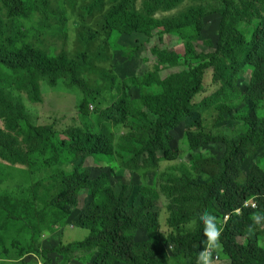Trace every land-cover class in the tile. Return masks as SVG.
Listing matches in <instances>:
<instances>
[{
  "label": "trees",
  "instance_id": "1",
  "mask_svg": "<svg viewBox=\"0 0 264 264\" xmlns=\"http://www.w3.org/2000/svg\"><path fill=\"white\" fill-rule=\"evenodd\" d=\"M0 1L4 19L0 15V69L12 71L17 89L26 91L37 102L41 98L40 82L55 85L65 78L68 86L91 95L93 89L83 76L90 61L83 53L79 60H73L63 49L52 54L31 42L19 47L4 42L9 17L27 15L31 0ZM110 1L104 17L107 34L114 36V48L119 47L118 36L137 30L149 35L156 25L180 37L185 30L199 35L204 18L212 13L216 14L212 16L217 41L207 43L213 49L209 52L188 48L193 61H198L194 66L188 63L185 69L166 76H146L142 81L146 89L140 93H131L130 79L115 84L119 95L106 106L103 117L117 124L129 122L134 129L127 138L133 148L123 163L129 177L116 187L112 170L100 168L93 176L83 170L89 157L95 161L103 160V156L107 162L114 160L117 153L111 133L93 135L75 125L63 130V137H53L49 129L29 121L25 134L14 133L27 117L21 102L0 88V117L6 127H0V163L30 167L34 151L48 152L49 161L44 158V162L48 161L49 168L58 164L55 178L61 189L40 214L57 223L66 216L70 218L74 211L75 221L70 222L89 230L81 240L52 249L35 245L34 251L41 254L45 264L52 260L50 252H57L69 262L79 252L82 259L74 264H165L169 256L183 257L185 264H197L198 253L207 247L199 217L207 212L221 229L220 250L229 258V264H264V245L259 242L261 226L249 232L252 215H264V169L258 163L248 174L243 169L248 156L257 157L264 149V114L258 112V107L264 106V0H195L186 11L163 21L152 17L184 0H146L141 9L136 8L137 0ZM104 5L105 0H90L88 13ZM83 39L86 44L92 43L94 35L87 33ZM181 59L178 52H165L160 64H176ZM247 68L250 74L240 83L242 91L236 82ZM209 69L213 70L217 88L198 99ZM111 81L116 82L115 75ZM210 108H215L217 125L225 133L201 129V123L196 122L191 125L193 130L182 134L189 150L187 165L176 166L173 173L159 172L162 161H174L182 155L174 132L181 130L192 112L201 116ZM81 110L88 114L87 100L82 102ZM2 130H12L15 135L9 137ZM213 144L223 147L219 156L210 151ZM81 193L88 198L82 206ZM160 200L165 203V215H161ZM251 200L256 206L246 204ZM190 221H195L192 227ZM164 225L167 230L162 229ZM142 232L147 237L138 240Z\"/></svg>",
  "mask_w": 264,
  "mask_h": 264
},
{
  "label": "rangeland",
  "instance_id": "2",
  "mask_svg": "<svg viewBox=\"0 0 264 264\" xmlns=\"http://www.w3.org/2000/svg\"><path fill=\"white\" fill-rule=\"evenodd\" d=\"M145 1L137 0L136 8H143ZM197 1L201 2V0ZM89 2L90 0H31L27 15L9 17L10 24H6L4 42L11 43L15 47L31 42L52 54H57L63 49L73 60H79V55L83 53L90 61L87 63L90 68L83 72V76L93 89L91 95H86L76 87L68 86L66 79L62 78L55 85H49L45 81L40 82L41 98L36 102L26 91L17 89L16 76L12 71L3 68L0 69V88L10 91L13 98L21 102L27 117L26 120L20 121L14 133L25 134L28 130L27 121L34 126L46 127L54 134L53 137L56 134L63 137V130L75 125L82 126L93 135L111 133L115 154L117 153L114 160L107 162L108 160H104L107 158L103 156V160L95 161L93 157H89L84 161L83 170L89 176L99 172L100 168L112 170V181L116 187L123 179L129 177V172L124 169L123 163L130 157L129 149L131 151L133 148L127 138L134 129L130 127L129 122L117 124L103 117L102 113L106 106L119 95L115 84L130 79L131 93H140L146 89L142 84L146 76H166L171 72L185 69L188 63L192 66L196 65L198 61H193L191 52L188 54V48L208 52L213 50L207 47V43L217 41L216 28L213 27L215 20L212 16L216 14L212 13L211 16L204 18V29L199 35H194L196 32L193 30H185L180 37L175 31L166 32L164 26L156 25L149 35L137 30L133 34L118 36L119 47L114 48V36L110 38L107 34L104 17V13L111 7V1L105 0L103 8L93 13H88ZM194 4L195 0H184L170 9L157 12L156 18L152 17V19L163 21L165 18H172ZM37 6L43 8L36 9ZM1 12L3 9L0 4V15L3 19ZM150 24L155 25V22ZM87 33L94 35L92 43L84 42L83 36ZM170 51L180 53L182 59L176 64H160L161 56ZM249 74L250 69L247 68L239 83L236 82V86H240L242 91L244 87L240 83L244 82ZM113 75L116 76L115 83L111 81ZM216 88L213 70L209 69L204 78V91L197 98L201 99L211 94ZM98 90L100 93H96ZM94 94L95 98H93ZM84 100H87L89 105L87 115L81 110ZM242 107L243 105L239 109ZM258 112L264 114L263 105L258 107ZM217 117L215 108H210L201 116L197 112H192L190 118L181 125V130L174 132L182 155L174 161H162L159 172L173 173L176 171V166L187 165L189 150L182 139V134L184 130H193L191 125L196 122L201 123V129L212 130L213 133H225L222 126L217 125ZM229 125L232 126L233 123L229 122ZM0 127L6 129L5 120L1 117ZM3 132L9 137L15 135L12 130ZM209 149L218 156L223 151V147L219 144H213ZM34 152L36 154L32 156L30 167L0 163V264H45L41 254L34 251L35 245L39 248L52 249L55 245L81 240L89 234L88 229L73 223L74 211L70 218L66 216L57 223L40 214L42 207L60 191L61 185L55 178L58 164L49 168L48 152ZM44 158L48 161L44 162ZM256 163L264 169V149L259 151L257 157H247L243 165L244 173L248 174ZM85 196L86 193L80 195L81 206L88 201ZM159 206H161V215L167 214L164 201L160 200ZM70 219L73 222H70ZM164 222L165 218L162 219V224ZM260 226L263 233L259 242L264 245V221ZM162 229L167 230V227L164 225ZM146 237V233L142 232L138 234L137 239L142 240ZM218 251L220 257L214 260V264H229V258L220 248ZM48 256L52 259L50 264H74L76 260L82 259L79 252L74 255L72 262L65 260L57 252H50ZM165 264H185V259L169 256Z\"/></svg>",
  "mask_w": 264,
  "mask_h": 264
},
{
  "label": "clouds",
  "instance_id": "3",
  "mask_svg": "<svg viewBox=\"0 0 264 264\" xmlns=\"http://www.w3.org/2000/svg\"><path fill=\"white\" fill-rule=\"evenodd\" d=\"M253 224L249 226V232L255 230V226L261 225L264 215L254 213L251 217ZM199 220L203 223V235L206 237L207 247L198 253L197 264H214L213 252L221 247V229L216 224V218L207 212L200 215ZM195 221L189 222L192 227Z\"/></svg>",
  "mask_w": 264,
  "mask_h": 264
},
{
  "label": "built area",
  "instance_id": "4",
  "mask_svg": "<svg viewBox=\"0 0 264 264\" xmlns=\"http://www.w3.org/2000/svg\"><path fill=\"white\" fill-rule=\"evenodd\" d=\"M250 203H252L254 206H256V203L254 201H248L246 204H250ZM227 217H228V215L225 216V219H227ZM213 257L215 260H218L220 257L219 253L216 250L213 252Z\"/></svg>",
  "mask_w": 264,
  "mask_h": 264
}]
</instances>
